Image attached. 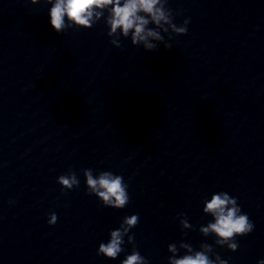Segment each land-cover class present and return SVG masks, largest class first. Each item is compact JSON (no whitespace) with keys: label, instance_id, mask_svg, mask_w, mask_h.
Listing matches in <instances>:
<instances>
[{"label":"clouds","instance_id":"obj_1","mask_svg":"<svg viewBox=\"0 0 264 264\" xmlns=\"http://www.w3.org/2000/svg\"><path fill=\"white\" fill-rule=\"evenodd\" d=\"M38 2L40 0H31L32 4ZM43 2L51 5L50 24L57 33L73 28H92L103 18L109 29L107 36L111 38L110 43L113 46L121 47V37H130L132 45H142L146 52L158 51L160 44H163L165 49H171V43L165 40L163 34H169V41L173 38L171 34L185 35L190 22L189 19H185L179 26L174 23V16L178 13H174L167 6L169 0H43ZM82 173L87 193L95 195L104 207L123 209L129 204L128 184L123 176L111 171H100L98 175H94L90 168L82 169ZM57 183L61 185L62 194L64 190L70 191L80 186L78 176L72 170L60 175ZM203 213L210 215L213 220L206 226H201L200 233L205 237L213 235L216 245L226 246L232 252L237 251L239 247L236 238L247 236L254 230V223L242 212L238 199L227 192L214 193L210 200H205ZM180 215L182 230L190 229L192 225L188 223L186 216ZM57 219V215L51 213L48 223L54 225ZM138 223V214L124 217L119 228L110 231L108 242L100 243L97 255L115 260L125 251L122 246L125 244L124 238L127 237V243L133 247L121 264H149L137 250L134 234H130L131 229ZM179 249H184L185 254L178 257ZM168 252L172 254L168 257V264H228V261L216 254L213 246L207 243H202L198 251L185 242H180L179 246L173 243L168 245ZM257 264H264V259L259 260Z\"/></svg>","mask_w":264,"mask_h":264}]
</instances>
